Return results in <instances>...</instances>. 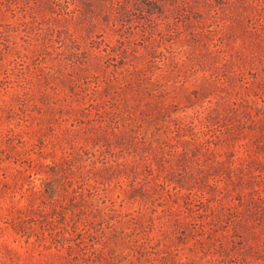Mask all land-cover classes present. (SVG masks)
<instances>
[{
    "label": "rangeland",
    "instance_id": "obj_1",
    "mask_svg": "<svg viewBox=\"0 0 264 264\" xmlns=\"http://www.w3.org/2000/svg\"><path fill=\"white\" fill-rule=\"evenodd\" d=\"M0 264H264V0H0Z\"/></svg>",
    "mask_w": 264,
    "mask_h": 264
}]
</instances>
